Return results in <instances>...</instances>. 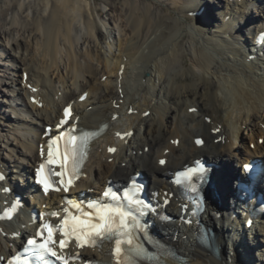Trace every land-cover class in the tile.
<instances>
[{
    "label": "bare ground",
    "instance_id": "6f19581e",
    "mask_svg": "<svg viewBox=\"0 0 264 264\" xmlns=\"http://www.w3.org/2000/svg\"><path fill=\"white\" fill-rule=\"evenodd\" d=\"M165 1L168 6L158 13L159 3L143 7L134 0H107L110 11L120 12L116 23L122 34L117 45L101 46L105 36L89 0H0V213L14 198L3 194L4 186L21 188L15 180L31 175L38 163L45 126L56 124L71 103L81 126L110 125L94 144L89 177L79 189H97L142 171L178 215L175 227H157L187 261L167 264H264L263 241L243 242L242 204L233 196L237 169L250 152L245 135L251 134L252 144L256 135L264 138V57L250 61L246 48L255 47V31L264 26L259 8L264 0H221L219 20L210 11L216 0ZM202 7L201 16H188ZM188 21L191 30L184 25ZM212 24L216 29L210 30ZM136 110L138 115L129 116ZM124 133L130 134L124 139ZM198 137L206 141L202 148L195 143ZM263 151L257 144L254 153ZM204 156L218 166V192L206 213L217 230L218 256L197 243L180 219L179 202L170 197L169 171ZM0 229V256L36 231L24 214L0 220ZM97 255L112 260L106 251Z\"/></svg>",
    "mask_w": 264,
    "mask_h": 264
},
{
    "label": "snow or ice",
    "instance_id": "6c2138e0",
    "mask_svg": "<svg viewBox=\"0 0 264 264\" xmlns=\"http://www.w3.org/2000/svg\"><path fill=\"white\" fill-rule=\"evenodd\" d=\"M31 90L36 91L35 88ZM84 98V96L81 97L82 100ZM72 118L70 106L65 107L61 120L55 126L56 134L50 135L47 141L46 156L43 147L41 148L42 162L36 168L35 175L36 182L42 186L46 194L49 191L67 192L69 190L74 178L81 173L89 144L96 135L91 131L80 130L77 125L72 124ZM129 134L124 133L123 135ZM117 135L121 134L117 133ZM200 142L197 141V143ZM173 143L176 142L173 141ZM108 151L115 152L116 149L110 147ZM159 163L164 165L166 162L161 159ZM196 163L200 165L199 169H190L187 179L194 181L199 177L202 183L207 170L199 161ZM3 179V175H0V180ZM103 196L110 199L112 203L89 202L85 207L79 202H73L70 207L63 209L64 215L58 223L45 220V217H57V212L41 213L38 217L41 223L35 236L27 238L24 252L12 256L8 264H52L53 260L58 264H70L71 260L79 259V255L66 256L61 252L72 241L77 244V247L83 248L85 246L96 247L100 241L113 237H128L126 243L132 246L133 233L141 228L136 217L122 207L120 204L122 198L116 191L109 189L103 193ZM123 199L136 205L141 203L127 192L124 193ZM165 202L167 203V197ZM135 247L137 255L145 252L139 245ZM123 253L121 240L117 239L112 251V255L116 257V264H131L130 260L123 258Z\"/></svg>",
    "mask_w": 264,
    "mask_h": 264
},
{
    "label": "rangeland",
    "instance_id": "374dc122",
    "mask_svg": "<svg viewBox=\"0 0 264 264\" xmlns=\"http://www.w3.org/2000/svg\"><path fill=\"white\" fill-rule=\"evenodd\" d=\"M106 1L107 0H89V2H90V4H91V6H92V10L94 11V18L96 19V21H97V23H98V25H99V28H100V30L102 31V33L104 34V36H105V40H104V42L102 43V45L101 46H106L108 43H113L114 42V44L115 45H117L116 44V40H118V38H120L121 37V34H122V32H121V34H120V32H119V28H118V25H117V23L119 24L120 22L119 21H117L118 20V18L120 19V12L118 11V12H112L113 10H109L110 9V7H108L107 5H106ZM133 1V0H132ZM134 1H136L139 5H141V6H147L149 3H154V4H157V3H159V7H158V5H156V6H154V8H155V11H158V13L161 11V9H163V7L164 6H168V2L167 1H165V0H134ZM117 3H118V1H117ZM220 4V3H219ZM120 7V6H119ZM218 7L219 6H217V7H212L211 8V10L210 11H213L214 12V15L216 16V19H220L219 17V14L217 13L218 12ZM264 8L262 7L261 8V10H263ZM122 13H124V12H122ZM115 21V22H114ZM116 21H117V23H116ZM188 24V29H190L191 30V26L193 25V22H191V21H188V22H186L184 25L186 26ZM210 27V30H214V29H216V26H215V24H214V26H213V24L212 25H209ZM110 27V28H109ZM216 32V31H215ZM201 41H202V38L200 39ZM203 42V41H202ZM114 45V46H115ZM206 45L207 46H209L208 44H207V42H206ZM100 46V47H101ZM115 47H117V46H115ZM210 47V46H209ZM184 53V56H186V58H188V54H187V52L185 51V52H183ZM133 67V66H132ZM148 73H150V72H148ZM105 78L106 77H104L103 78V82L104 81H106L105 80ZM1 98V97H0ZM8 113H10V115L13 117H17V115H15V114H13V113H11V112H8ZM8 118L10 119V117L8 116ZM7 118V119H8ZM11 121H12V118H11ZM125 122V121H124ZM245 133V132H244ZM251 134H246L245 135V139H244V141L248 144V145H250L251 144ZM258 139L259 138H257V135H256V137H255V144L258 142ZM242 140H241V137L238 139V144L241 142ZM232 162L234 161V160H231Z\"/></svg>",
    "mask_w": 264,
    "mask_h": 264
}]
</instances>
